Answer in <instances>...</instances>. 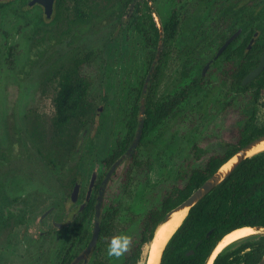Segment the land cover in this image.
<instances>
[{"label":"rangeland","instance_id":"1","mask_svg":"<svg viewBox=\"0 0 264 264\" xmlns=\"http://www.w3.org/2000/svg\"><path fill=\"white\" fill-rule=\"evenodd\" d=\"M0 1L4 3L0 4V264H62L66 248L74 245L75 253L86 242L80 233L69 230L67 214L70 218L80 202L71 198L74 179H82L84 194L93 171L105 172L104 160L126 136L127 121L140 103L141 81L156 48L147 40L153 35L148 22L137 26L135 19L149 10L142 3L139 12L128 16L129 8H117L119 0H67L66 18L49 22L52 18L46 17L42 5L28 7L29 0ZM230 1L215 0L203 9L200 0H150L163 30V44L146 104L174 97L213 57L225 33L218 15ZM235 1L249 10L262 9V0ZM198 9L200 15L206 12L202 28L195 26L198 18L187 19ZM173 22L176 27L166 32ZM225 61V56L217 59L204 81L217 80ZM72 66L86 82L89 118L73 121L64 133H58V71ZM204 93L187 100L194 104L207 100L213 109L215 97ZM222 122L206 123L203 118L190 129L171 118L147 133L135 160L152 158L153 166L149 173L134 169L129 186L124 184L123 174L131 161L113 174L105 191L104 211L117 207L114 221L119 230L101 238L87 264L97 260L121 264L129 238L140 229V218L160 204L176 181V167L186 157L192 158L193 143L201 142L207 150L219 149L213 133L226 128ZM257 124L264 126V94ZM183 128L186 135L180 133ZM52 207L41 222L43 213ZM55 222L63 228L58 229ZM93 222L89 217L84 224L89 233ZM42 231L47 234L41 235ZM262 233L260 230L230 248ZM109 247L124 250L120 256H109ZM148 251L149 245L141 264L146 263Z\"/></svg>","mask_w":264,"mask_h":264},{"label":"trees","instance_id":"2","mask_svg":"<svg viewBox=\"0 0 264 264\" xmlns=\"http://www.w3.org/2000/svg\"><path fill=\"white\" fill-rule=\"evenodd\" d=\"M66 1L56 0L54 21L66 18ZM134 0H119L117 8L125 11L131 8ZM0 4H4L0 1ZM38 5V4H37ZM142 3L138 1L132 8V13L139 12ZM144 5L149 12L136 17L138 26L141 21L148 22L153 35L148 37L150 44L157 48L160 28L153 15L148 2ZM129 9L127 10L129 12ZM142 15V14H141ZM246 16L240 26L244 30L256 27L260 29V39L264 40V2L262 9L249 10L247 6H239L238 2L231 0L226 3L218 17L225 26L232 20ZM43 16V14H42ZM41 16V20L45 18ZM260 21H257L258 18ZM190 17H195L192 12ZM241 19V18H240ZM176 27L172 23L166 32ZM254 30V29H253ZM232 43L225 52L231 50ZM264 45V43H262ZM261 44V45H262ZM258 43L251 49L245 50V44L234 49L232 61L219 71L217 80L205 84L206 77L201 72L192 81L182 88L174 97L146 104V119L142 135L144 137L150 130L165 124L168 119H175L179 126L196 127V121L204 118L205 122L214 124L221 122L226 128H217L213 133L218 141V150H207L201 142H195L191 148L192 158L186 157L175 170L176 181L166 190L159 205L149 208L140 218V229L132 235L128 242L121 264H141L146 246L153 239L158 226L163 223L172 209L184 201L196 188L209 179L219 168L236 155L243 146L264 134V126L257 124L259 101L264 94V70L251 82L243 84L244 76L253 69L259 61L262 48ZM261 46V47H260ZM156 50L152 53L151 61ZM150 61V63H151ZM59 74V89L55 97L56 116L55 128L58 133H64L66 125L73 121L89 118V101L86 99V82L80 77L75 66L61 68ZM144 81H141L143 86ZM205 91L208 98L215 97V107L212 109L207 100L192 103L188 97ZM142 89H139L138 97ZM221 97H217V94ZM214 110V111H213ZM139 105L136 104L128 120V133L120 141L115 153L108 161L112 163L124 151L134 137L137 128V114ZM205 125V124H204ZM219 127V126H218ZM186 128V127H185ZM183 128L180 133L186 135ZM228 130H231V134ZM139 170H151L153 161H136ZM94 204L88 203L83 214L92 216ZM119 210L103 213L101 232L104 237H111L114 231L119 230L114 216ZM75 222L81 226L80 218ZM264 226V150L243 159L210 193L189 208L188 214L177 228L163 250L160 264H206L213 250L228 232L245 226ZM250 238V237H249ZM248 239V238H247ZM232 245V244H231ZM224 248L213 260L212 264H257L264 255V233L253 240H246L235 247ZM193 250L192 253H189ZM94 264H112L108 261L97 260Z\"/></svg>","mask_w":264,"mask_h":264},{"label":"flooded vegetation","instance_id":"3","mask_svg":"<svg viewBox=\"0 0 264 264\" xmlns=\"http://www.w3.org/2000/svg\"><path fill=\"white\" fill-rule=\"evenodd\" d=\"M137 1H140L141 3H145V2H148V4H149V6L151 7V5H150V1L149 0H134L132 3H131V8L129 9V12H128V16H131V13H132V8L134 7V5H135V3L137 2ZM215 2V0H200V3H202V8L204 9V8H206V7H208L209 8V6L210 5H212L213 3ZM264 2V0H262V3ZM145 6V5H144ZM262 6V5H261ZM146 7V6H145ZM201 8V7H200ZM208 8H206V9H208ZM201 13H200V11H199V9H198V11H195V20H197V18H198V20L196 21V23H195V26H197V28H202V21H203V17H205V14H206V12H204L203 13V15H200ZM189 18H191L190 16L187 18V19H189ZM241 18V19H240ZM261 18H263L262 16L260 17V18H258V20L257 21H260L259 19H261ZM186 19V20H187ZM192 20H193V17L191 18ZM246 20V16H244V15H241L239 18H236V19H233L232 21V26L230 27V23L229 24H226V26H225V33H223L222 35V37L224 38L223 39V41L220 43V46H219V48H218V50L220 49V47L222 46V44L228 39V38H230L234 33H236L237 31H239L240 30V32H239V34L229 43V45H231L232 43H234L233 44V47L231 48V50L230 51H228L227 53L225 52V50L227 49V47L229 46H227L222 52H221V54L219 55V56H217L216 57V55H217V53H218V50L216 51V53L213 55V57L212 58H210L207 62H206V64L201 68V70H200V72H201V75L203 76V77H206V73H207V71L213 66V64L215 63V61L217 60V59H219L221 56H225V59H226V61L224 62V64H223V66H222V68H221V70L230 62V61H232V58H233V54H234V49L237 47V46H240L241 44H245V50L247 51V50H251L257 43H258V45L260 44H262V43H264V40L263 39H261V41L260 42H258L259 41V39H260V29H258V28H256L255 26L254 27H252V29L251 28H249L248 30H244L243 29V27H241L240 26V23H241V21L243 22V21H245ZM263 21V24H264V19L262 20ZM146 22V21H145ZM147 23V22H146ZM254 29V30H253ZM160 36V35H159ZM148 37H149V35L147 36V40L149 41V39H148ZM263 38H264V36H263ZM158 43H159V41H158ZM262 46V48L260 49V51H261V53H260V55H259V61H260V58H261V55L264 53V45L262 44L261 45ZM260 46V47H261ZM157 47H158V45H157ZM156 51H157V48H156ZM155 55H156V53H155ZM154 58H155V56H154ZM154 58H153V60H154ZM153 60L151 61V63H150V67H151V64H152V62H153ZM160 60V59H159ZM259 61H258V64H259ZM159 62V61H158ZM208 63H210V66L207 68V70H206V72L203 74V68L208 64ZM158 64V63H157ZM257 64V65H258ZM256 65V66H257ZM255 66V67H256ZM150 67H149V69H150ZM156 67H157V65H156ZM254 67V68H255ZM253 68V69H254ZM149 69H148V72H149ZM155 70H156V68H155ZM221 70H219L220 72H221ZM252 70V69H251ZM250 70V71H251ZM249 71V72H250ZM148 72H147V74H148ZM155 72V71H154ZM248 72V73H249ZM247 73V74H248ZM154 74V73H153ZM246 74V75H247ZM245 75V76H246ZM244 76V77H245ZM146 77H147V75H146ZM146 77H145V79H146ZM145 79H144V81H145ZM152 79V78H151ZM255 79V78H254ZM214 81V80H213ZM242 82H243V80H242ZM204 83L205 84H208L207 82H205L204 81ZM210 84V83H209ZM143 85H144V83H143ZM187 86V85H186ZM142 89H143V86H142ZM141 93H142V91H141ZM139 101H140V103H139V110H140V104H141V96H140V99H139ZM100 109H102V108H100ZM132 113H133V110H132V112H131V115H132ZM131 115H130V117H131ZM130 117H129V119H130ZM128 119V120H129ZM137 119H138V121H139V111H138V114H137ZM145 119H146V115H145ZM137 125H138V122H137ZM145 126V125H144ZM137 129V128H136ZM144 131V130H143ZM135 132H136V130H135ZM127 133H128V121H127V132H126V135H127ZM142 135H143V132H142ZM142 135H141V139H140V141L138 142V144H137V147H136V149H135V151L133 152V154H132V156H128L126 159H124L123 160V162L122 163H120L119 165H118V167L121 165V164H123L124 162H126V161H131L132 162V164L133 163H135V166H134V164L132 165H130L128 168H127V170L125 171V173L123 174V180H124V184H126V186H129V183H130V181H131V179H132V175L134 174L133 173V171H134V169H136V170H138V169H140L139 168V166L136 164V160H135V156H136V150H137V148L143 143L142 142ZM134 136H135V134H134ZM126 137V136H125ZM124 137V138H125ZM124 138H122L121 140H118L117 141V145H116V147H115V149H113L112 150V152H111V155H109V157L108 158H106L105 160H104V163H105V167H106V170H105V172L102 174V175H100L99 174V172L97 171V170H95V171H93V173H92V175H91V178H90V182H89V185H88V188H87V190H86V193H82V179H80V178H75L74 179V182H73V187H72V191H71V198H72V200L73 201H80L79 202V204L77 205V209L72 213V215H71V217L69 218V213L67 214V218L69 219V222H70V229L69 230H74V231H76V232H78V233H80V238H81V240L82 241H86L85 242V244L82 246V248L80 249V250H78L77 252H75V253H73V246L74 245H71L69 248H66L64 251H65V254H64V256H63V261H62V264H71L77 257H79L81 254H83L84 253V251L87 249V247H88V245H89V243H90V241H91V239H92V235H93V229H94V222H95V212H96V206H97V202H98V196L100 195V189H101V185H102V182H103V180L105 179V177H106V175H107V173L109 172V170L111 169V167H112V165L128 150V148L130 147V145H131V143H132V141H133V139H134V137L132 138V140H131V142L129 143V145H128V147H127V149H126V151H124V153H122L118 158H116L112 163H110V164H108V161L111 159V157L113 156V154L115 153V150L118 148V145H119V143H120V141H122ZM194 144V143H193ZM147 159H151L152 160V158H147ZM147 159H144V160H139V161H145V160H147ZM134 166V167H133ZM118 167L113 171V173L110 175V177H109V179L107 180V182H106V184H105V186H104V188H103V191H102V199H101V208H102V210H101V217H100V232H99V236H98V239H97V242H96V244L92 247V249L90 250V252H89V254L87 255V261L84 259V258H82L77 264H87L88 263V260H89V257H90V255L92 254V252L94 251V249L97 247V244L99 243V241L101 240V238L102 237H104L103 235H102V232H101V222H102V216H103V213L105 212L104 211V197H105V191H106V188H107V185H108V183H109V181H110V179H111V177L113 176V174L114 173H116V171H117V169H118ZM136 167V168H135ZM148 171L147 169H144V170H140V171ZM148 173H149V171H148ZM78 185V186H77ZM76 186L78 187V189L77 190H75V188H76ZM128 188V187H127ZM74 192H76L77 193V196H76V198L74 197ZM65 193H66V191H65ZM81 196H83V197H81ZM81 197V198H80ZM81 199V200H80ZM90 202H92L93 204H94V210H93V214H92V216H90V217H93V228H92V232H88L85 228H84V224H85V222H86V220L89 218L88 216H85V214H83L84 213V211H85V208H86V206H87V204L88 203H90ZM117 209V207H113V209H112V211H114V210H116ZM53 210V207L52 208H49L48 210H46L44 213H43V215H42V217H41V222H43L44 221V218L49 214V213H51V211ZM66 217V216H65ZM76 218H80V220H81V226L80 225H78L76 222H75V220H76ZM55 224V226L58 228V229H62L63 228V225H62V223H60V222H55L54 223ZM64 232H65V235H66V226H65V228H64V230H63ZM69 232V231H68ZM41 235H46L47 234V231H42L41 233H40ZM150 243V242H149ZM149 245V244H148ZM147 247V246H146ZM148 259H146V261H147ZM96 262V261H95ZM94 264V263H93Z\"/></svg>","mask_w":264,"mask_h":264},{"label":"water","instance_id":"4","mask_svg":"<svg viewBox=\"0 0 264 264\" xmlns=\"http://www.w3.org/2000/svg\"><path fill=\"white\" fill-rule=\"evenodd\" d=\"M56 0H29L27 6L31 7L35 4H39L42 5L44 8V13L46 15L47 18H51L53 16L54 13V4H55ZM150 1V0H149ZM154 11V10H153ZM160 28V36H159V43H158V47H157V51H156V55L155 58L151 64V67L149 69V72L147 74V77L144 81V85H143V89H142V93H141V104H140V110H139V121H138V125H137V129L135 132V136L134 139L130 145V147L128 148V150L112 165L111 169L109 170V172L107 173L105 179L102 182L101 185V191H100V195L98 196V202H97V206H96V212H95V222H94V229H93V235H92V239L87 247V249L84 251L83 254H81L79 257H77L71 264H77L82 258H84L87 261V255L89 254L90 250L92 249V247L96 244L98 236H99V232H100V217H101V199H102V191L103 188L107 182V180L109 179L110 175L113 173V171L118 167V165L120 163L123 162L124 159H126L128 156H132L133 152L135 151L138 142L141 139V135L142 132L144 130V125H145V115H146V96H147V91L149 88V84L151 81V78L153 76V73L155 71L156 65L160 59L161 53H162V38H163V30L162 27L159 26ZM240 30L237 31L236 33H234L230 38H228L220 47V49L218 50V53L216 55L219 56L221 54V52L229 45V43L239 34ZM210 66V63H208L204 68H203V74L206 72L207 68ZM264 70V53L261 55L259 64L252 69L244 78H243V84H247L249 82H251L254 78H256L262 71ZM264 140V134L257 137L256 139L250 141L248 144H246L245 146L242 147V149L236 154L234 155L230 160H228L226 163L230 162L233 158H236V160L232 163L231 167L226 170V171H222V167L226 164H223L219 170L214 173L209 179H207L203 184H201L198 188H196L184 201H182L179 205H177L174 209H172L168 215V218L161 223L158 228L155 231V235L153 237V239L150 241L149 243V251H148V257L147 259H150L151 253H152V246L154 245L155 241L157 239L161 240V237H159V229L160 227L166 223L167 221H169L170 219L173 218V214L177 211L183 210V209H188L190 207H192L193 205H195L197 202H199L203 197H205L208 193H210L212 191V189H214L226 176H228L231 171H233L238 164L245 159L246 157L252 156L256 153L253 154H249V152L258 144H260L262 141ZM263 151V150H262ZM260 152V151H259ZM78 186V185H77ZM76 186L75 190L78 189V187ZM74 197L76 198L77 193L74 192ZM188 214V213H187ZM187 216V215H186ZM185 219V218H184ZM183 219V220H184ZM183 222V221H182ZM180 226V225H179ZM245 226H250V225H245ZM244 227V226H242ZM254 227L255 229H257L258 231L263 230L264 233V226H251ZM240 228V227H239ZM237 229V228H236ZM177 230V229H176ZM175 230V231H176ZM235 230V229H234ZM175 231L172 233V235L175 233ZM233 231V230H232ZM231 232V231H230ZM228 232V233H230ZM227 233V234H228ZM172 235L162 244V241H160L158 248H160V255H159V263L161 262V258H162V253L164 248L166 247L168 241L170 240V238L172 237ZM226 235V234H225ZM224 235V236H225ZM223 236V237H224ZM165 237V236H164ZM223 239V238H222ZM221 239V240H222ZM163 240V238H162ZM220 240V241H221ZM219 241V243H220ZM218 243V244H219ZM215 247V249L213 250L212 254L210 255V257L207 260L206 264L210 263V260L212 259V256L214 255L215 250L218 247ZM223 249H221L219 252H221ZM193 250H191L189 253H192ZM218 252V253H219ZM216 253L213 257H216V255L218 254ZM213 260L211 261L210 264L213 263ZM257 264H264V255L262 256V258L260 259V261Z\"/></svg>","mask_w":264,"mask_h":264},{"label":"bare ground","instance_id":"5","mask_svg":"<svg viewBox=\"0 0 264 264\" xmlns=\"http://www.w3.org/2000/svg\"><path fill=\"white\" fill-rule=\"evenodd\" d=\"M264 150V140L258 144L257 146H255L250 152L249 154H253L259 151ZM236 160V158H233L230 162L226 163L221 169L222 171H226L228 170L232 163ZM188 213V209H183L180 211H177L173 214V218L170 219L169 221H167L166 223H164L160 229H159V237H161V240L157 239L154 243V245L152 246V253L150 256V259L146 261L145 264H158L159 263V255H160V248H158V245L160 243V241H162V244L172 235V233L179 227V225L182 223L183 219L186 217ZM260 232V231H259ZM258 233V230L255 229L254 227L251 226H244V227H240L237 228L233 231H231L230 233L226 234L223 239L220 241V243L218 244L217 249L214 252V255L216 253H218L221 249H224L226 247H228L229 245L240 241V240H244L247 239L249 237H252L254 235H256ZM165 236V237H164ZM163 238V240H162ZM210 260H213V257ZM209 263V264H210Z\"/></svg>","mask_w":264,"mask_h":264},{"label":"clouds","instance_id":"6","mask_svg":"<svg viewBox=\"0 0 264 264\" xmlns=\"http://www.w3.org/2000/svg\"><path fill=\"white\" fill-rule=\"evenodd\" d=\"M124 249H117L116 247H109V249H108V254H109V256H120L121 254H122V251H123Z\"/></svg>","mask_w":264,"mask_h":264}]
</instances>
